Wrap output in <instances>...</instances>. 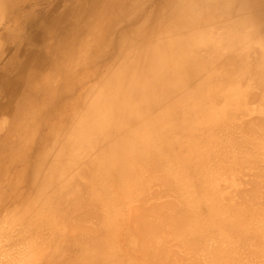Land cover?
<instances>
[{
	"label": "bare ground",
	"instance_id": "1",
	"mask_svg": "<svg viewBox=\"0 0 264 264\" xmlns=\"http://www.w3.org/2000/svg\"><path fill=\"white\" fill-rule=\"evenodd\" d=\"M40 1L42 0H0V29L1 31L4 33V31L7 30L8 33H11V32L14 33L15 29L17 28L19 19L16 18V16L13 14L16 11H20L22 7L25 5H31L33 3L40 2ZM52 5H53V9L57 10L60 16H58L55 21L53 20V18H50L51 20L47 18V23L51 22L54 25L51 27L49 32H46L47 34L45 32L43 33L46 34L45 36H48L51 38L52 45L55 44L56 47H59L60 45L63 44L62 49L60 50V53L72 52V50L78 44L81 46V48L79 49L80 54L78 58V62L80 61L81 63L79 66L83 68L84 70L91 72L90 74L92 76V81L89 82L90 88L87 89L86 91L89 90V92L93 96L94 95L95 96L92 98V100L90 97H86V98H90V101L89 100L87 101L88 103L91 102V104L87 107L88 104L85 105L86 104L85 103L84 105L86 106V108L84 109L83 112H81V110L83 109L82 104L86 101H84L81 98L83 96L82 94L83 91H79L78 88L83 86L86 82L91 80V79L88 80L87 77L85 79L84 75L81 76L82 78L79 77L74 82L75 84L73 85V87L69 89L72 91L71 93H74L75 89L76 91L78 90L77 96L71 100V102L75 104V106L70 107L71 111L69 113L65 111L69 109V106L66 104L68 100L66 99L65 101H62L65 95L64 96L60 95V100H57V103H58L57 107H54L53 110H51V113L49 114L51 118L56 117L57 121L49 123V124L47 123L48 129L45 132L42 131V129L41 130L37 129L36 135L39 137V139L37 140L39 144L37 145V147L36 146L34 147L35 149H33L34 151L32 152V156H34L33 157L34 159H32L31 163L30 162L28 163V164H32L31 165V173H32L31 177L32 178L28 176L27 174L29 173L28 169L25 172L27 174V177L24 176V181L30 182L31 180L32 182L31 184L26 185L25 189L26 190L27 188L28 190L30 189L31 190L30 193H32V195L34 193L33 191H35V193L40 195L41 196L40 203L44 201L43 204H46L41 208H43L44 210H47L48 212L52 211L54 216H56L55 215L56 212L54 213V211L56 208H59L60 205L63 204L62 206H64L66 204L65 206L66 208H68L67 207V204H68V206H71L73 208L75 207V205L72 206L71 205L72 203H70V201L74 202L79 198V196L85 197V194L86 195L91 194L92 191L93 193H95L96 191L94 190H98L100 192V188L102 187V185L100 187L98 186V183H99L98 180L101 179L102 177H103L102 179L106 181V183L103 181L104 182L103 186L105 187L106 186L108 187V184L110 185V183L112 184L119 183L121 182L122 178L124 180V178L127 177L128 180L130 179V184L133 181L131 188H133V190L136 191L137 187H139L138 186L139 183L141 182L145 184V182H148L147 180L149 179L147 178H150L151 176L149 174H151L152 177L154 176L158 177L156 178V180L154 179L155 180L154 182L158 181V185L160 184L159 185L160 187L157 184H156L157 186H155V184L153 185V183H149L150 182L149 181L148 183L145 184V186L148 185L146 188L149 187L148 190L150 191L151 187L152 188L159 187L160 188L159 191L161 192L162 190H164L163 188L161 189V187H164L162 185H165V184H163L162 179H161L162 182H159V180L157 179H160L161 177L164 179V183L165 181H167L168 183V180H165V179L167 175L170 174L172 175L171 177L174 178V180L171 178L174 182L172 181L173 185L169 182V185L170 187L171 185L174 186L176 194L178 193L179 190H181V189L178 190V186H182L181 185L182 182H184L182 183L183 186H185L184 184L187 183L185 186L186 188H184L183 190L187 189V187H188L187 190H189L187 192L186 190L183 191L184 193L186 192L187 196L189 197V198L187 197L188 201H186V199L184 198L185 194L183 192L182 193L184 194L183 195L184 197L181 196V191H180L178 193L179 195L177 199L175 198V196L174 198H172L173 196L171 197L172 199L175 200V203H174V200L172 201L173 205L178 203L176 202V200L180 201L179 204L182 201H186V202L190 201L191 205L194 204V208H193V205L191 206V208L190 207L189 208L194 209V211L196 209V211L199 212L198 214L196 211L194 213L193 210H189L191 211L190 212L191 213L190 216L192 215L191 217L193 216L195 217L198 215L197 217L199 218L200 217L199 215L203 213H201L202 209L201 211H199L198 208L200 206H201L200 208H203L205 206L204 209L207 211L206 212L207 214L205 213L207 217L205 218L207 220H210L213 217V215L214 217H217V218L213 217V219L209 221L210 224L209 222L207 223L206 225L207 227L203 224L204 219H205L203 218V216H201L203 221L199 220L198 222L199 224L197 225V227L193 226L194 224L190 225L189 222H188L189 225L186 226L187 223H185L184 221L185 224H183L182 221L185 219V217L189 216L187 215L189 214L188 213L189 208H186V207H188L190 203H187L189 204L187 206L186 202H184L185 204L183 205L184 208L180 206L182 205V203L179 206L177 204L174 207L172 206L170 199H168L170 195L167 193L166 194L167 199H165V203L167 200L171 205V206L169 205V208L173 207V209L170 208L169 210L172 209L171 211L174 212L177 206H178L177 209H179L180 207L182 208V210L179 209L181 213L180 214L178 213L179 211L176 209L178 212H176L177 214L173 213V215L171 214V211L167 210L166 213L168 214V211H169L170 212L169 216L172 215V218L171 217L167 218L168 216L167 214H166V218L168 219V221H170V224L173 225L174 221L176 220V219H173L174 214L175 216L179 215L176 218L177 219L182 218V219H179L181 222H179V220H176L178 221V224H176V226H179L181 230H178L179 227L178 228L175 227V229L169 230V232H171L172 230L171 233H167L168 230L167 232L166 231L164 232V228L168 227V225L166 226V222L168 224V221H166L167 219L165 220L164 218L165 215L164 216L162 215L163 216L162 219L166 221L165 224L164 222L162 223L160 219V217L162 216L159 215V218H158L157 212H156L155 214L157 217H155V219L153 220L155 222V226L152 221L149 222V220L147 219L146 221H148V223L152 222L153 225L151 224L149 225L153 227H157L160 224L159 226H161V228L164 227L162 229L163 230L162 232L164 233H162L160 236L157 237L156 234H157L158 229L156 228L157 230H155L156 234L155 233L152 234L151 230L153 228L151 229L150 228L151 226H149L148 228L145 225L148 228V229L145 228L147 229L146 231H148V235L149 234L155 235V237L154 236L152 237L151 235L147 236L146 231H145V233L143 232V234H145L147 237L145 238L144 236V240L140 239V241L146 240V243H147L150 239H154L160 242L153 240L155 242V246H154L153 245L154 243H152L153 241L151 240L152 244H150V241H149L147 243V248H146V245L144 244L145 242L142 241V243L145 246L144 247L143 244L140 243L139 241L137 242L138 246L139 244H141L144 250L145 249L149 250V248L152 246L153 248H151V251L149 252H154V251L156 252L158 248V245L156 246V242L161 243L162 240H159V239L160 238L164 239L162 235H165L166 233L168 235L172 234L171 236L175 237L176 229L181 232L182 230H184V228L186 227L188 228L192 226L190 227L192 229L186 228V230H188L187 233H189V231L191 230L192 235H191V232L189 234L191 238H193L194 236L195 241L197 239V243L203 237L201 239L202 241H204L202 242V246H201L203 250L200 249L201 252L205 253V251L211 248L212 245L210 246V248H208L207 247L208 245H206L208 241L211 240L210 243L212 244H214L215 242L216 247H213V249L215 248L213 255L211 254L210 256L208 255L207 257V254L205 253L207 257L205 258L204 257L205 255L203 254L204 255L203 256L202 253L200 252L201 255L205 259L211 262L210 263L208 261V264H212V262L213 264H215L214 263L215 260H217V262H219L220 264H264V192H261L262 191L261 189L264 188V0H54ZM54 10H52V13ZM36 33L40 37L44 35L43 33H40L38 31ZM33 35L34 34L29 33L28 36L32 37ZM84 39L85 41L83 42ZM55 51L57 52L58 49L54 48L52 49V51L50 50L51 53ZM16 53L18 52L16 51ZM18 72H19V69H18ZM27 74L29 75L28 72ZM4 77L3 79L5 80L6 77L5 78ZM3 79L1 80L2 84H4L7 87L9 86V87L15 88L17 87V84H18L17 82L19 79V75L17 73L16 82H11V83L7 81L3 82ZM59 82L61 84V81ZM26 85H25V88H26ZM69 90L66 89L62 91V93L66 94L65 91H69ZM8 109H9L8 104H0V110L2 112ZM62 112H66V114H62ZM80 112L81 114L79 116ZM43 143L44 145H42ZM47 144H49V147L46 150H44ZM74 149H76L75 150L76 152L75 151L74 152L76 154L78 153L77 157H79V159L77 157H74L72 159H67V161L65 162L66 160L64 159L65 158L64 155H66L64 154L65 151L67 150L73 151ZM47 150L49 152L45 155L44 152L46 153ZM202 152L206 154L203 153L204 155L203 156ZM18 156H16V158ZM203 158L205 159V162L202 161L204 160ZM47 160H48L49 165L48 167L45 166L47 167L46 170L45 171L39 170L40 167L38 166L46 165ZM1 162H0V166H1ZM64 163H66L67 166L70 165L71 167H73L76 171L74 173L79 178L76 175L74 176V174L71 173L74 170L70 171L71 175H70V178L67 177L66 183L64 182V184L62 185V183L60 182L61 183L60 186H57L58 184L56 185V182L58 181V178H55V176L57 172H60V177L64 175L62 170L64 167H67L63 165ZM242 166H244L246 169L245 171L243 169V173L241 174L240 172H241ZM237 168L238 169L240 168V170H237ZM232 170H235L237 172L232 171ZM238 171H240L239 172L240 174L238 173ZM90 172H94L96 174L95 178L91 177L93 178L91 179V181H89L90 179L87 176L89 175ZM230 172H232L233 176ZM144 173H147V176H148L145 179H143V177H140V174L144 175ZM238 175H241V177H238ZM90 176L91 175H89V177ZM73 177H76V178H73ZM138 177L143 179L142 181H145V182H142L141 179H138ZM169 177L170 176H168V178ZM21 179H22V176H21ZM21 179L20 181H23V179L22 180ZM16 180L18 182V179ZM79 180L81 182H78ZM123 180H122V184L124 185ZM138 180H140V182H138ZM238 180L239 182H236ZM126 181L125 183H127ZM151 182H153V180ZM75 183L77 184L75 185ZM89 183L92 188V189L90 188L91 191L88 188L89 185L88 186L86 185ZM141 183H140V188L138 189L143 190V193L146 194L145 190L147 189L144 187L145 189L144 190L142 187L143 184L141 185ZM228 183L229 185H224ZM230 183H232L233 185H230ZM235 183L243 184L245 185V187L246 185L249 186L251 188V189L249 188V190L254 192V194H252V192L251 193L249 192L248 195L250 196L255 195L256 193L255 191L257 190V188L261 187V189L258 188V190H261L260 193L257 191V195H255L257 196V198H255L254 196L256 200L253 198L254 201H257V199L258 201L255 203L252 200L253 206L251 207L249 206L250 211L247 210L248 209L247 205H246L247 207L244 206L246 207L245 211L249 212L248 218L243 217L244 215L243 213H245V211L242 214H240L243 211L242 209H244V207L240 208L241 205H239V202H240L239 200L241 198H244L245 203L248 200V203L250 202L249 204L252 205L251 201H249L252 198L251 199L250 197L246 198V196L244 195L245 194L244 192H248V190L247 191L245 190L244 192H242L243 189L245 188V187L243 188L242 185L240 186L237 185V186L240 188L241 187L243 188L241 189L242 191L239 189L240 192H242L243 194L241 193L240 195L238 191L234 190V192L238 193V195H240L241 198L236 196L237 194H234L233 192V189L237 187L235 186ZM119 184H118L119 186H122L121 183ZM128 184H129V181H128ZM149 184H152V186L150 187ZM188 184H190V186L195 185V184L196 185L198 184L197 186L203 185L206 187L205 189H209V190L211 189L209 192H207L208 190H205L203 191V193L206 192L210 194L208 195L204 193V195L206 194L205 197H203L204 195L202 194V197H201L202 199L199 197L201 200L199 202H196V200H199L197 198L199 195L197 194V197L194 200L196 203L194 201L192 202L191 200H193L194 198L193 195H195L196 192H194L193 194V192L190 191L191 187L189 189ZM18 185H16V187ZM125 185L127 186V184ZM167 185L168 184H166L164 188H166ZM126 186H124L125 189H127ZM203 186L201 187L199 186V189L200 188L203 189ZM218 186H222V187L226 186L225 188L228 187V190L222 187H221L222 189H219ZM231 186L233 187L232 192L234 195L230 191ZM105 187H102V188H104V190L106 189L107 191L104 192V190H102V193H105V194L103 195L101 193L102 195L100 196L105 197L106 194L110 193V190L107 187L106 188ZM134 187L136 189H134ZM194 187H193V191H195ZM128 188L130 187L128 186ZM255 188L256 190L254 191ZM218 189H219V193L222 192V194L220 193L221 195H219L217 191ZM246 189L248 188L246 187ZM108 190H109V193H107ZM169 190L167 189L166 192H168ZM14 191L16 190L14 189ZM78 191L85 193V194L79 193ZM120 191H121V188H120ZM149 191H147V193ZM155 191L157 195L159 192L157 193V190ZM26 192H29V191H26ZM50 192H51V195H50L51 197L50 198L48 197L49 200L47 199V201L49 202H46L45 199L47 198V196H49ZM77 192L82 195L78 196ZM164 192L162 194H164ZM169 192H171V190ZM191 192L193 195L191 194ZM223 192H230L226 194L227 195L232 194L231 195L232 198H235L234 196H236V198L238 197L237 199L239 200L235 201V199L233 200L231 197L227 196V199L229 198L230 200H232V201L227 200L228 201L227 202L226 197H225L226 194L224 195ZM63 193L65 196L67 195L66 197H70L74 195L73 198H76V197L78 198L73 200L72 197H70L71 198V199L69 198L70 201L67 200V203L64 204L62 203L63 200L61 202V198L56 199L57 197H62L61 195H63ZM70 193H73V194H70ZM111 193H112V190H111ZM151 193L149 192L148 195H150ZM12 194L13 193H11L10 195ZM22 194L23 193H21L20 196ZM25 194L26 193L24 192V195ZM123 194L125 193L123 192ZM153 194L155 193L153 192ZM159 194L160 195L159 196L157 195V198L156 196L154 197L158 200L165 198V196L164 198H162L163 196H161V193ZM170 194H172V192ZM96 195H95V198H93L92 196H89L91 200L95 199V201L93 200L95 203L85 197L86 200H88V202L91 201V203L89 204L93 203L92 205L94 206L97 203L96 206L99 207V209L97 207L95 208L94 206L92 207L93 211L95 208L98 210L102 209L101 211L104 212V213L100 211L97 212L99 217L101 216L99 220L97 219L98 221L97 222L94 218H97L98 215L97 217L93 216L96 213V210H95L94 213H92L93 215L91 214L93 216L92 217L93 220L96 221V223H99V221H101V218L106 213H107L106 215H108V213L110 214L111 211H112L111 212L112 216L110 215L111 217L109 215L104 216V217L108 218L106 220H110V218L111 219L115 218L114 216L115 212L113 213V210H112L114 209L112 207L113 205H115V203H113L111 207L110 206L106 207V209L103 208L106 206V204L104 206V203H103V207L101 208V206H98V204L101 205L102 203L96 202L97 201ZM172 195H175V192ZM242 195L245 197H242ZM40 196H38L36 202H38ZM109 196L111 197V194L106 196V198H108ZM112 196L114 195L112 194ZM16 197L17 196H15V198ZM52 197L56 199V202H58L59 200L60 201L58 203L56 202L54 203L55 200L52 199ZM104 197H100V198H102V202H105V203L110 202V201L112 202L114 199L113 198L112 200L108 201L106 199H103ZM114 197H116L115 198L116 200L117 196H114ZM139 197L140 196L136 198H133V197L131 198L132 200L137 199L135 200L136 201L135 204H137ZM179 197H182V198H179ZM218 197L223 200H218ZM22 198H24L23 200L26 199V197L24 196ZM85 198L83 200V198L81 199L80 197V199L83 200L84 203L80 201V199L76 201L78 206H79V203L81 202L83 203L84 206L80 205V207H84L83 208L84 211L87 209V207L88 209L91 207V205L89 207L85 204V201H86ZM100 198L98 197L99 201H101ZM50 199L51 201H53L52 204L54 203L57 207L56 206L54 207V204H53L54 208L52 207V204L50 203L51 202ZM63 199L65 201L67 198L63 197ZM141 199L140 201L142 204L140 203L141 204L140 207L142 209V206H144L143 204L144 201L142 202ZM129 200L127 199V202ZM201 201L203 203H201L200 205ZM221 201H224V202H221ZM225 201L227 202L229 208H226L227 206H225L224 209L222 207L220 208V206L222 205L223 206L227 205ZM88 202L86 203L88 204ZM168 202L166 203L167 207H168ZM218 202H220L221 204L223 203V204L221 205ZM230 202L232 203L234 202L236 205L235 204L231 205ZM49 203L51 204L50 206H49ZM32 204L34 205V202ZM32 204H29V205H32ZM108 204L109 203H107V205ZM145 204H147V200ZM137 205H139V203ZM234 205L235 206L238 205V207L240 208L239 210H242V211L240 212L237 209V207H234ZM32 206H29L30 210ZM62 206H60L59 211H63V210L65 211V208L64 207L62 208ZM156 206L158 205L155 204L156 209H153L154 208V204H153V207L151 205L150 209L157 211L159 207H156ZM218 206H219V209H218ZM29 207L26 208V210H24L25 213L27 211H30ZM71 207H69L70 210L68 208V212L63 211V213L61 214L66 213L64 214L65 216L68 213H70L69 211L71 210L73 211ZM114 207H117V206H114ZM132 207L134 208L136 207V205L134 206L132 205ZM140 207H139V210H140ZM147 207L144 206L143 208L144 210L142 209V212L147 215L150 214L148 215L150 217L151 216L154 217L155 211L151 210L152 213L150 212V210L147 211L148 213L144 212L145 208L147 210ZM47 208L49 209L52 208V209L49 210ZM107 208L108 209L111 208V210L110 209L108 210ZM161 208L159 209L161 210ZM19 209L21 210V207ZM74 209L76 210V207ZM117 209H116V211L118 212V213L116 212L117 214L122 212L120 209H118L119 211ZM204 209L202 212H204ZM183 210L185 211V213ZM217 210L219 211L224 210L222 211L223 213L225 212L224 215L222 214L219 215V213L217 214L214 212ZM39 211L41 212V210ZM93 211H90V213ZM7 212L4 213V216L8 214ZM24 212L22 216L26 217ZM99 212L102 213L103 216L102 214L100 215ZM142 212L138 211L134 213L135 214L134 216H136V214L137 216L138 215L144 216L145 214H143ZM76 213H74L73 216H71L72 214H68V215L71 217H74V216L77 217L78 214L75 215ZM90 213H88V215ZM159 213H161V211ZM182 213H184V215H182ZM30 214H33V213H30ZM84 214L82 215L83 217H84ZM161 214H165V212ZM209 214L212 217H209L210 216ZM44 215L47 216L46 213ZM58 215L60 216V214ZM123 215L125 216L126 214H123ZM238 215H242L241 217H243L244 219L239 217ZM54 216L49 215V217H52L50 218L51 220L54 219L53 218ZM64 216L63 218H66L67 221L68 220L70 221L71 217L69 216L64 217ZM134 216L131 217V220ZM137 216H136V219L139 218ZM31 217L32 216H29L30 219ZM76 217L74 218L77 219ZM153 217L151 219H153ZM7 218H10V217L7 216ZM157 218L160 219L158 221V223L160 222L159 224L156 223ZM86 219L88 220V222L90 220L92 221L91 217L86 218ZM25 220L28 221L27 217ZM59 220H61V218H59ZM71 220H74V219H71ZM106 220L104 222L101 221L103 224L100 222L102 225L100 226L103 227L104 225H106L107 228L106 227L105 228L108 231L106 229H102L101 227H99V224H96L97 228L98 229L100 228L97 233L99 234V231L103 230L105 231L103 233L109 234V236L106 235L109 239L106 238L103 233H102L103 235L101 236H100L101 233L98 235L99 238L95 234V238L100 239V237L102 238L104 237V239L106 238L108 239V241H106V239L105 240L103 239L104 240V241L102 240L103 243L106 241V244L107 243L112 244L114 243L113 241L115 240L112 238L115 236V233L111 232L109 228L111 227L112 225L111 223H113L114 220H112L113 222L110 221L111 223ZM8 221L9 219H7V222ZM10 221H12L13 223L14 220H10ZM38 221H39V226L41 227L42 225L40 224L41 221L40 220ZM67 221L65 220L66 222L65 224H67ZM75 221H73L72 223L75 224ZM77 221L79 222V219ZM83 221L84 220H82L81 223H83ZM31 222L33 223V221H28L30 225H32ZM34 222L38 223L36 221ZM57 222L59 223V221ZM134 222H131V224H133ZM139 222L141 221L139 220ZM142 222H144V220ZM21 223L19 221V223L17 224L20 225ZM89 223L88 225H90ZM93 223L95 224V222ZM93 223L91 227L89 228V226L87 227L85 226L87 224H85L84 222L82 225L87 230L83 229L82 225L79 226V227H82V230L79 228H77V230L79 229L82 232L86 231V233H83V235H86L88 233L87 235L90 236V234L93 233V235L91 234V237H93L94 233H96L97 231V228L95 227ZM104 223H108V225ZM136 223L134 224L137 225ZM74 224L71 227L73 231L76 230L74 229L76 228V225L74 226ZM113 224L115 225V223ZM131 224L129 225L131 226ZM211 224L212 226L210 227ZM21 225H20V228L25 227L23 224ZM114 225H112L111 227L113 231H114L113 229ZM143 225H142L143 228L140 227L141 225L138 227L137 226L135 227L140 228V230L141 228L145 230L144 229L145 226ZM68 226L67 228L69 229L70 227ZM92 226L96 228L95 229L96 231H88V229L90 230ZM115 226H117V224ZM193 227H196V230L199 229L198 232L197 231L195 232V229ZM38 228L36 227L37 230ZM124 228H122V230ZM13 229L12 231L14 232L18 230L14 226H13ZM22 229L25 230L24 228ZM22 229H20L19 231H21ZM45 229L44 227L43 228L41 227V230L46 231L45 235H48L49 234V232L47 233L48 228L45 227ZM202 229L204 231H201ZM28 230L29 232L30 230L34 232L33 229H28ZM62 230L58 232V236L62 234L61 233L63 232ZM72 230L70 231L72 232ZM91 230H94V229H91ZM70 231L69 233L70 235H72ZM81 231H77V233L75 232L74 236H70V237L71 238L75 237V234L79 236V233ZM127 231L124 232L126 235H127ZM149 231H151V233ZM7 232L8 231H6V233ZM200 232L201 233L203 232L204 235L203 233L201 234ZM38 233L41 234V232H38ZM66 233L68 232L65 231L64 234ZM196 233H199V234H196ZM11 234H13V232ZM16 235L18 236L17 232H16ZM87 235L85 236V238H87ZM135 235L137 234L135 233ZM3 236L5 237V235ZM17 236L16 238L19 239V242H20V239L24 237L23 236L20 238ZM40 236L42 239L37 241L38 244H40L39 243L40 241H45V240L47 241V238H45V236H42V234ZM40 236L38 237L40 238ZM81 236L79 237L76 236V237L80 238ZM121 236H122V233H121ZM131 236L132 235L129 234V238ZM171 236L170 238L173 239V237ZM199 236H201L200 239H199ZM11 237L6 236L5 239L10 238L11 242H16L14 240V237H13L14 241L11 239ZM68 237H69V234H68ZM141 237L142 235H139V237L137 236V239ZM149 237H152V238L149 239ZM43 238H45V240H43ZM48 238L49 240L51 239L50 236ZM110 238L113 239L112 242ZM0 239L2 240V238ZM89 239L91 241H89L87 238V239H84V242H83L82 238H80V240L83 243L89 244V248L90 246H93L92 247L93 249L90 248L91 250H93V252L97 250L96 252L97 254H99V256L102 254V258L106 252L108 253H106L105 256L109 253L110 254L107 256L110 257L112 255L111 257L113 258V261L111 257L109 259V257L106 256L108 258L107 259L104 256L108 261V262L106 261L107 262L106 264L108 263L114 264V263L109 262V260L114 262V258H117V257L119 258L121 256L120 254L122 250L119 251V249L117 248V247L121 248L120 246H118L119 244L117 245L116 243V245L114 246V248L117 246L116 249L112 248V246H109L108 244H107L108 246L107 245L105 246L106 248L108 247V249L109 247H111V250L114 251L113 252L114 255H113L111 254L112 252H110L111 250L109 249V251H106L107 249L104 246H103V249L105 248L106 252L103 249L101 250L102 248L101 246L103 244L102 242L99 243L98 239H97V242H95L96 239H92V238H89ZM117 239H119V237H117ZM126 239H123V240H125L124 242L127 243ZM176 239L178 240L180 239V241L177 240V242H180V244L182 245V246L180 245L179 249H181L180 253H183L184 252L182 249L184 247L183 244L186 243L187 245L186 247H188V244H187L188 242H186L188 241V239H186V236L183 237V234L180 235V238L179 236L175 237V240ZM182 239L183 240L186 239L184 240V243L183 241L181 243ZM8 240L9 239H6L7 243L9 244ZM49 240H48V244L46 245H49V244L51 245L52 240H50V243H49ZM77 240L78 239L75 240L76 241L75 244L79 242ZM87 240L91 242V245ZM175 240L173 239L171 240V242ZM92 241L95 242L96 244L94 243L93 245ZM167 241L165 242V240H163L162 242L164 243H162V245L159 244V247L161 245V249L159 248L158 251H161V252L163 251L162 248L163 247L165 248L166 246L165 243H167ZM37 242H35L36 246H37ZM70 242H68L69 243L68 245L69 246L73 245L75 248L73 246L72 247L76 249V252L80 253L83 250L82 242H79V244H82V245L78 246L79 248H81L80 251H78L79 250L78 247H77L78 249L76 248L78 244L75 246L74 243L72 244L71 242V245H70ZM129 242L131 246L129 248L133 250L134 246L136 247L137 244H134V246H132L131 240L128 241V244ZM4 243L5 241L1 245L3 246ZM204 243L205 245L203 247ZM41 244H44V243H41ZM192 244L193 243H191V245ZM169 245L170 244L167 243V246ZM176 245L174 246L176 247ZM9 246L10 245H8V247ZM52 246L53 245H51L50 248ZM86 246L88 248L87 244ZM86 246L84 245V248ZM154 247L155 248L157 247L156 250ZM193 247L194 245H192L191 249H194ZM36 248L41 249V246L39 247L38 245ZM55 248L56 247H54V251L57 253V258L59 259L58 256L60 255V253L57 252ZM94 248L96 249L94 250ZM117 249H118L120 256L117 254L118 252L115 254V251H117ZM136 249L134 248L135 250V251L133 250L134 253L136 252ZM51 250L53 251V248H51ZM51 250L48 251V253L50 252L49 253L50 255L52 253ZM132 250H129V251L132 252ZM144 250L143 251L138 250L136 254L137 253L142 254V252H144L143 254L145 255L146 252ZM148 250L146 251L148 252ZM170 250L172 249H169V251L168 250L166 251L164 250V251L166 254L167 252L169 253L167 254L168 256L170 255L173 256V259H171L172 257L170 258L167 255L162 254L164 252L159 253V254H161L162 257L164 255L165 257L164 259L166 260L167 263L171 259L172 262L175 263V260H176V263L179 264L178 262L181 260V256L179 260L177 258L178 255L175 252V250H173L175 253L172 252L173 255L170 254ZM102 251L103 253L104 252L105 253L103 254ZM158 251L156 252L157 254H158ZM208 251H212V250H208ZM96 252L94 253L96 254ZM149 252L148 254L151 255V253ZM196 252L197 251H195V253ZM81 253H80L81 254L80 256L82 257V259L83 260L86 259L87 257L85 255L83 256V252ZM89 253L92 254V251ZM94 253L93 255H95ZM124 253L126 256L128 252L127 251L123 252V255ZM134 253H128L127 255L128 256H130L129 254L135 255ZM44 254H46V252ZM49 254H47V257H49L48 256ZM140 254H137L136 256L140 257ZM184 254L187 255L186 258L188 259L190 258L187 253L184 252ZM184 254L182 256V261H180V263L187 261L186 258H183L185 256ZM174 255H175V258H177L178 260L174 258ZM61 256L63 257V254ZM161 256H160V259L162 260ZM202 256H201V259H202ZM44 257L45 256L43 255V258ZM95 257H93L94 260H95ZM132 257L130 259L131 261L130 260L128 261L132 262ZM147 257H145L144 260H146ZM53 258L54 256L51 259L53 260ZM57 258H54L56 262L58 260ZM73 258H70V259L68 258L67 261L74 260L73 262H75L77 258L75 256H73ZM120 258L118 261L116 259L115 264H117L120 261ZM141 258H142L141 261H143V257ZM149 258L151 259V263H152L153 259L151 257ZM149 258L147 259L149 261L147 262L148 264L150 263ZM39 259H41V257ZM45 260L47 261V259ZM52 260H50L51 261L50 264H52ZM83 260H81L80 258V263ZM87 260L88 259L85 260L86 261L85 264L88 263ZM0 261H1L0 264H2L1 258H0ZM37 261L38 260L34 262H37ZM40 261L42 264H45L43 263L44 262L43 260H40ZM91 261L95 262L93 260ZM195 261L197 262V259ZM38 262L37 264H40ZM76 262H79V260ZM136 262L138 264L146 263L144 261L143 263L142 262L139 263L136 259V261L134 260L132 264ZM188 262L190 263L192 261H188ZM62 263L64 262L62 261ZM121 263L126 264V262H121ZM158 263L160 264V261L157 262L156 264ZM3 264H6V263L3 262ZM58 264H59V261H58ZM66 264H71V263H69L68 261V263ZM76 264H79V263H76ZM89 264H90V261H89Z\"/></svg>",
	"mask_w": 264,
	"mask_h": 264
},
{
	"label": "rangeland",
	"instance_id": "2",
	"mask_svg": "<svg viewBox=\"0 0 264 264\" xmlns=\"http://www.w3.org/2000/svg\"><path fill=\"white\" fill-rule=\"evenodd\" d=\"M53 1L54 0H42V1H40V2H36V3H33V4H31V5H25V6H23L22 7V9L20 10V11H16L13 15H15L16 16V18H18L19 19V21H18V25H17V28L15 29V32L14 33H8V31L7 30H5L4 31V33L1 31V29H0V104H8V106H9V109L8 110H6V111H4V112H2L1 110H0V162L2 161V162H4V163H2L1 162V166H0V238H2V240L0 239V243H1V241H2V243L1 244H3V242L5 241V243H4V245L2 246L1 244H0V258L2 259V264H3V262L4 263H6V264H34V263H36L37 264V262L38 261H40V260H43L44 262L43 263H47V264H50L51 263V261L50 260H52L51 258L54 256V258H57V253L54 251V247H56L55 248V250L57 251V252H59L60 253V255L58 256L59 257V259L57 260V262H56V260H54V258H53V260H52V264L54 263V264H58V261H59V264L60 263H62V261L64 262V263H62V264H66V263H68V261H69V263H71V264H76V263H79V264H85L86 263V259H88L87 261H88V263L87 264H89V261H90V264H94V263H96V264H106L108 261H107V257H109V256H107V255H109V254H107L106 256H105V254L106 253H108V252H106V251H109V249L111 250V247H109V249H108V247L106 248L105 246L108 244H106V241H108V237L107 236H109V234H106V233H103V232H105V231H99V234H100V236L101 235H103L104 234V236L106 237V238H108V239H106V241L103 243L102 242V240L104 239V237L102 238V237H100V239H98L99 237H98V230L100 229H98L97 228V225L96 224H99V227H101L102 225H101V223L102 222H104L106 219H108V218H106V217H104V216H110L111 215V212H110V214L108 213V215H104L103 216V214L102 213H104L103 211H101L102 209V207H103V203H104V206H105V204H106V206L105 207H103L104 209H106V207H108V206H112L113 205V203H115V205H113V207L112 208H114V209H112L113 210V213L115 212H117L116 211V209L118 208V209H120L121 211V213H123L124 211L126 212H124L123 214H126L125 216L123 215V214H121V213H119V214H115L114 213V216H115V218H110V220H106V221H111V222H113L112 220H114V222L113 223H115V225L117 224V226H115L113 223H111L112 225H114L113 226V229H114V231L112 230V225H111V227L109 228V226H108V228L111 230V232H113V233H115V236L114 237H112L113 239H115L116 241H118V242H116L115 240L113 241V239L112 238H110L111 239V242L113 241L114 243H112V244H108L109 246H112V248H114V246L116 245V243H117V245L118 246H120L121 248H119V247H117L118 249H119V251H121L122 250V252H121V256L119 255V252H118V249H117V251H115V254L117 253L120 257V261L117 263V264H124V263H121V262H126V264H127V262H128V264H132L133 262H134V260L136 261V259H137V261L139 262V263H143V261L144 262H149L147 259L149 258V257H151L153 260H155V258H156V260L155 261H153L152 260V263H151V259L149 258V260H150V263L151 264H156L157 262H159L160 261V264H177L176 263V260L175 259H179L180 260V256H181V260L180 261H182V256H183V254H184V252L185 253H187L188 254V256L190 257L189 259L188 258H186V254H184L185 256L183 257V258H186V260L187 261H184L186 264L187 263H189L188 261H192L193 262V260H194V262L193 263H199V264H208V261L209 260H207V259H205V258H207L208 257V255L210 256L211 254L213 255V252H214V249H213V247H216L215 246V242H214V244H212V243H210V241H208V243L206 244V245H208L207 247L208 248H210V246H211V248L210 249H208V250H212V251H205V253L207 254V257H206V255H205V253H203V252H201L200 251V249L201 250H203V248H201V246H202V242H204V241H202L201 239L203 238H201V236H199V241H198V243H197V239H196V241H195V239H194V236H193V238H191V236H190V232H191V230L189 231V233H187V231L188 230H186V228H184V230H182L181 232L180 231H178V230H181V228L179 227V226H176V224H178V221H176V220H179V219H182V218H176V217H178L179 215H176L175 216V214H174V216H175V218H174V216H173V219H176L175 221H174V226L173 225H171L170 224V221H168V219L167 218H172V215H173V213H176V212H178L179 211V209L180 210H182V208H180L179 207V209H177L178 208V206L182 203V205H180V206H182L183 208H184V206L183 205H185L184 204V202H186V201H188L187 200V194H186V192L187 191H189V190H187L188 189V187H187V189H185L186 190V192L184 193L183 191H185V190H183L184 188H186L185 186H186V184L187 183H185L184 185L185 186H183V184L182 183H184V182H182L181 183V185L182 186H178V185H180V184H178L177 186H178V190L179 189H181V190H179L178 191V193L181 191V196H183L184 194H185V199H186V201H182L180 204H179V202L180 201H177L176 200V202H178V203H176V204H174L173 205V200L174 199H172V198H174V196H175V198L177 199V197H178V193L176 194V191H175V188H174V186H172L173 184H172V181L174 180V178H172L171 176L172 175H170V174H168L167 175V177H166V179L165 180H168V183H167V181H165V183H164V179L163 178H161L160 176V179H157V180H159V182H162L163 181V184H168L167 186H169V187H167L166 186V188H164L165 187V185H162V183H161V185L162 186H164V187H161V189L163 188L164 190H165V192L167 191V189L169 190H171V192H172V194L175 192V195H172V194H170L171 192H164V190H162L161 192L159 191V185H158V181L157 182H154L155 180H156V178H158L157 176H154V177H152V175L151 174H149L151 177V180H150V178H147V179H149V180H147L149 183H153V185L155 184V186H159V187H156V188H158V189H156L155 187L154 188H152L151 186H152V184H149V186L152 188H150V191L148 190L149 189V187L148 188H146L148 185H146L145 186V184L146 183H148V182H145V181H142L143 179H145L146 177H148L147 176V173H144V175H145V177H144V175L143 174H140V177H143V179H141L140 177H138V179H141V181L142 182H145V184L144 183H141L140 182V180H138V182H140L141 183V185H142V187H143V189H144V187L147 189V190H145L146 191V194L145 193H143V190H139L138 188H140V183H139V187H137V189L134 187V189H136V191L135 190H133V188H131V186H132V183H133V181L131 182V184H130V179L128 180V178L127 177H125L124 178V180H123V178H122V180L124 181L123 183H124V185L122 184V180H121V182H119V183H121L122 184V186H119L120 184L119 183H110V185L108 184V189L110 190V193H109V190H108V192L107 193H109V194H111V197H110V199H109V197L108 198H106V196H108L109 194H106L105 195V197L104 196H100V195H104L105 193H102V190H104V188H102V187H105V186H103L104 185V182L106 183V181H104L101 177V179H99L98 180V186L100 187L101 185H102V187L100 188V192L98 191V190H94V191H96L95 193H93V191H92V193L94 194H85V193H82V192H79V193H82V194H85V197L87 198V199H89V200H91V198L89 197V196H92L93 198H95V195H96V199H97V201L96 202H100V203H102L101 205H99L98 204V206H101V210H98L99 209V207H97L96 205H97V203H96V205H94L95 206V208L97 207L98 209H95L94 208V211L96 210V213H95V215H93L92 213H94V211L92 210L93 208L92 207H94L92 204H89V203H91V201H95V199H93V200H91L90 202H88V200H86V198L85 197H83V196H79V195H82V194H79L78 192V196H79V198L78 197H76V198H78V199H80V197H81V199L83 198V200H84V198H85V204L87 205V206H89L90 207V205H91V207L88 209V207H87V209H86V207H85V211L83 210V208L84 207H80V205H83V203H84V201L83 200H81L80 199V201H82L81 203H79V206L77 205V202L76 201H78V199L76 200V201H70V197H72V199L73 200H75L76 198H73V196L74 195H72V196H70L69 194V196L70 197H66L65 195H64V193H63V195H61L62 197H57L56 199H60L61 198V202H62V200H63V202L62 203H67V200H69L70 201V203H72L71 205L72 206H74L75 205V207H76V210L74 209L75 207H71V206H68V204H67V207L69 208V207H71L72 209H73V211H72V213H71V211H69L70 213H68V214H72L71 216H73V214L74 213H76L75 215H77L78 214V216L76 217V216H74V217H76L77 219H75L74 217H71V216H69L68 214L67 215H65L66 217H71L70 218V221L68 220L67 221V219L66 218H63V216H64V214H66V213H64V214H61V213H63V211H59V208H60V206H62V205H58L59 206V208H56L55 209V211H54V213H55V215L56 216H54V214H53V212L52 211H47V210H44L43 208H41V207H43L44 205H46V204H43V202L42 203H40L41 201V196L40 195H38L37 193H35V191H33L34 193H33V195H32V193H30L31 192V190L29 189L28 190V188H27V190L25 189V187H26V185H28V184H31V180H30V182L29 181H24V176L25 177H27V174H28V176H32V173H31V165L32 164H28L29 162L31 163L32 162V159H34L33 157L34 156H32V152L34 151L33 149H35L34 147L36 146L37 147V145L39 144V142H37V140L39 139V137L36 135V132H37V129H42V131H47V123L49 124V123H52V122H55V121H57V118L55 117V118H51L50 116H49V114L51 113V110H53V108L54 107H57V100H60V95L62 96H64V98H63V100L62 101H65L66 99L68 100L67 101V105L69 106V109L68 110H65L67 113H69L70 111H71V106H75V104H73L72 102H71V100L73 99V98H75L76 96H77V93H78V90L79 91H83V96L81 97L84 101H86V102H84L82 105H83V109L81 110V112H83L84 111V109L86 108V106L85 105H87V107L91 104V102H89L88 103V101L87 100H89L90 101V98H91V100H92V98L95 96H93L90 92H89V90L88 91H86L87 89H89L90 87H89V82H91L92 81V76H91V72L90 71H87V70H84L83 68H81L79 65L81 64L80 63V61L78 62V58H79V54H80V52H79V49L81 48V46L78 44L73 50H72V52H65V53H60V50L62 49V46H63V44L62 45H60L59 47H56V45L55 44H53L52 45V42H51V38L50 37H48V36H45L47 33L46 32H49V30L51 29V27L54 25V24H52L51 22L50 23H47V18L49 19V20H51L50 18H53V20L55 21L56 20V18L58 17V16H60V14H59V12L57 11V10H54L53 9V5H52V3H53ZM52 10H54L53 11V13H52ZM24 12V13H23ZM51 12V13H50ZM29 14V15H28ZM54 14V15H53ZM29 22V23H28ZM49 24V25H48ZM44 27H43V26ZM43 27V28H42ZM39 28V29H38ZM42 28V29H41ZM40 32V33H43V32H45V33H43L44 35L42 36V37H40V36H38V34L36 33V32ZM87 31V30H86ZM6 32V33H5ZM1 33H2V35H1ZM29 33L30 34H34L32 37L30 36H28L29 35ZM3 38V39H2ZM42 38H44V39H42ZM82 41V40H81ZM85 41V39L83 40V42ZM58 49V51L56 52H50V50L52 51V49ZM16 51L18 52V53H16ZM26 62V63H25ZM78 62V63H77ZM21 66V67H20ZM24 66V67H23ZM46 67V68H45ZM16 68H17V70H16ZM21 68V69H20ZM14 69V70H13ZM18 69H19V72H18ZM13 70V71H12ZM29 70V71H28ZM4 71V72H3ZM15 71V72H14ZM10 72V73H9ZM18 73V75H19V79H18V84H17V87H7V86H5L4 84H2V79H3V77L5 78V80L3 79V82L4 81H7V82H16V78H17V73ZM23 72V73H22ZM27 72L29 73V75L27 74ZM5 74V75H4ZM24 74V75H23ZM27 74V75H26ZM60 74V75H59ZM15 75V76H14ZM82 75H84L85 76V79H86V77H87V79L88 80H90V81H88V82H86L83 86H81V87H79L78 88V90L76 91V89H75V92L74 93H71L72 91L71 90H69L70 88H72L73 87V85L75 84L74 82L79 78V77H81ZM91 76V77H90ZM82 78V77H81ZM28 80V82H27V80ZM15 80V81H14ZM26 81V83H27V85H26V83H25V81ZM59 81H61V84H60V82ZM24 82V83H23ZM23 85V86H22ZM25 85H26V88H25ZM88 85V86H87ZM86 87V88H85ZM25 88V89H24ZM85 88V89H84ZM2 89V90H1ZM20 89V90H19ZM69 90V91H65L66 92V94H63L62 93V91H64V90ZM95 90V89H94ZM94 90H93V92H94ZM91 94V96H90V94ZM26 94V95H25ZM94 94V93H93ZM23 96V97H22ZM21 97H22V99H21ZM66 97V98H65ZM86 97H90V98H86ZM43 103V104H42ZM71 103V104H70ZM86 103V104H85ZM81 104V103H80ZM85 104V105H84ZM43 105V106H42ZM41 107V108H40ZM52 108V109H51ZM40 110V111H39ZM66 112H62V114H66ZM81 112L79 113V116H80V114H81ZM49 121V122H48ZM12 135V136H11ZM11 137V138H10ZM31 137V138H30ZM9 138V139H8ZM35 139V140H34ZM43 142V141H42ZM42 145H44V143L42 144ZM26 146H27V148H26ZM49 147V144H47L46 145V148H44V150H46L47 148ZM32 148V149H31ZM23 149V150H22ZM76 149H74L73 151H69V150H67V151H65V153L64 154H66V155H64V159H66L65 160V162L67 161V159H72V158H74V157H77V154L75 153L76 151H75ZM75 151V152H74ZM30 152H31V154H30ZM49 151L47 150V152L45 153L44 152V154L46 155L47 153H48ZM205 152V151H204ZM204 152H202V155H203V153ZM43 154V155H44ZM204 154H206V153H204ZM3 155V156H2ZM19 155V156H18ZM44 155V156H45ZM201 155V156H202ZM16 156H18L17 158H16ZM204 156V155H203ZM206 157V156H205ZM78 159H79V157H77ZM201 158V157H200ZM5 159V160H4ZM204 159V158H203ZM30 160V161H29ZM201 160V159H200ZM199 160V161H200ZM8 161V162H7ZM80 161H82V160H80ZM202 161H204L205 162V159L204 160H202ZM48 160H47V164L46 165H44V166H38V167H40L39 168V170H43V171H45L46 170V168L48 167ZM63 165H65V166H67V164L66 163H64ZM30 168H29V167ZM45 166H47V167H45ZM5 167V168H4ZM67 168H68V170H67ZM242 169H241V172L240 171H238V173L240 172L241 174L243 173V169H244V171H245V167L244 166H242L241 167ZM28 169V171H29V173H25L26 172V170ZM138 169V168H137ZM74 170V171H73ZM136 170V169H135ZM221 170V169H220ZM237 170H240V168L238 169L237 168ZM70 171H73V172H71L72 174H74V176L76 175L74 172H76L75 171V169L73 168V167H71L70 165H68L67 167H64L63 168V170H62V172H63V174L66 176H62V177H60V172H57L56 173V176H55V178H58V181L56 182V185L57 186H60V184L62 183V185L64 184V182L66 183V179H67V177L68 178H70V175H71V173H70ZM222 171V170H221ZM232 171H235V170H232ZM235 172H237V171H235ZM5 173H6V175H5ZM205 173V172H204ZM227 173H229V172H227ZM231 174H232V172H230ZM234 173V172H233ZM237 173V174H238ZM239 173V174H240ZM21 174V175H20ZM68 174H69V176H68ZM237 174H235V175H237ZM17 175V176H16ZM89 175H91L90 177H89ZM89 175H87L88 176V178L90 179L89 181H91V179H93V178H95V173L94 172H90L89 173ZM230 175V174H229ZM19 176H20V178H19ZM21 176H22V179H23V181H20V179H21ZM73 176V175H72ZM77 176V175H76ZM168 176H170L169 178H168ZM231 176V175H230ZM232 176H233V174H232ZM78 177V176H77ZM91 177H93V178H91ZM235 177V176H234ZM237 177V176H236ZM238 177H241V175H238ZM15 178V179H14ZM32 178V177H31ZM61 178H63V179H61ZM65 178V179H64ZM73 178H76V177H73ZM79 178V177H78ZM153 178V179H152ZM173 180H172V179ZM16 179H18V182H17V180ZM21 179V180H22ZM60 179V180H59ZM155 179V180H154ZM161 179H162V181H161ZM77 180V179H76ZM126 180H128L129 181V184H128V181H126ZM153 180V182H151ZM169 180H171V181H169ZM88 181V180H87ZM104 181V182H103ZM125 181L127 182V183H125ZM6 182V183H5ZM15 182V183H14ZM20 182V183H19ZM61 182V183H60ZM76 182V181H75ZM78 182H81L80 180L78 181ZM77 182V183H78ZM138 182H136V183H138ZM169 182L172 184L171 185V187H170V185H169ZM174 182V181H173ZM236 182H239V180L238 181H236ZM18 183H19V185H18ZM25 183V184H24ZM27 183V184H26ZM77 183H75V185L77 184ZM108 183V182H107ZM222 183V182H221ZM14 184V185H13ZM119 184V185H118ZM125 184H127V186L125 185ZM134 184H135V182H134ZM157 184V185H156ZM16 185H18L17 187H16ZM74 185V186H75ZM87 186H88V188H89V190L91 191V186H90V183L89 184H86ZM175 185V184H174ZM198 185V184H197ZM196 184L195 185H192V186H190V184H188V186H189V189H190V187H191V190L190 191H192L193 192V194H194V192H196V194L195 195H193L192 194V192H191V194L193 195V200H191L192 202L196 199V197H197V194L199 195L197 198L199 199V200H196V202H199L202 198V194L204 195V193H206V192H204L203 193V191H205V190H208L207 192H209L210 190L209 189H205L206 187L205 186H203V185H199L200 187L201 186H203V189H199V186H197ZM220 185V184H219ZM222 185V184H221ZM224 185H229V183L228 184H224ZM230 185H233L232 183H230ZM237 185H242L243 186V188L245 187V185H243V184H239V183H235V186H237ZM14 186V187H13ZM97 186V187H98ZM110 186H111V188H110ZM124 186H126V188L127 189H125V187ZM128 186L130 187V188H128ZM177 186H175V187H177ZM196 187V189H195V187ZM13 187V188H12ZM20 187V188H19ZM98 187V188H99ZM105 187V188H106ZM115 187H117V188H115ZM124 187V188H123ZM180 187V188H179ZM181 187H183V188H181ZM193 187H194V190L195 191H193ZM222 186H218V188L219 189H222V188H225L226 186H223L222 188H221ZM238 187V186H237ZM237 187H235L234 189H233V192H234V190H236V191H238V193L241 195V193L242 192H244L245 190L247 191L248 190V192H244L245 194V196H246V198L248 197H250V199L251 200H249V201H251V204L252 205H250L249 203H248V200H247V202L245 203V199L244 198H241L240 197V195H238V193H235L234 192V194H237L236 196H238L239 198H241L240 200L239 199H237L236 198V196H234L235 198H232V194H233V192H232V186H231V192H232V194L230 195H227L226 193H230V192H223L224 193V195H225V197H226V201L227 200H230L229 198L227 199V196H229V197H231L233 200L235 199V201H237V200H239L240 202H239V205H241L240 206V208H243L244 206H248V211H250V209H249V206L251 207V206H253V203H252V200L254 201V199L255 198H257V196H255V195H257V191L260 193V191L261 192H264V188H262L261 189V187L259 188V189H261V190H258V188H257V190H256V188L254 189V191L256 192L255 193V195H253V196H250V195H248L249 194V192L251 193L252 191H250L249 190V186H247L246 185V187L248 188V189H246V187L243 189L242 187L240 188V187H238V189H237ZM91 188V189H90ZM120 188H121V191H120ZM123 188V189H122ZM174 188V189H173ZM210 188V187H209ZM14 189L16 190V191H14ZM177 189V188H176ZM199 189V190H198ZM219 189L217 190L218 191V193H219ZM225 189H227L228 190V187L227 188H225ZM241 189H243V191L242 192H240V190ZM251 189V188H250ZM253 189V188H252ZM24 190H26V191H29V192H26V191H24ZM111 190H112V193H111ZM155 190H157V193L159 192V193H161V196H163L162 198H164V196H165V198L164 199H156L157 198V195L159 196L160 194L158 193L157 195H156V191ZM173 190V191H172ZM198 190V191H197ZM200 190H201V192H200ZM227 190H225V191H227ZM13 191V192H12ZM26 193L25 195H24V192ZM107 190L105 189L104 190V192H106ZM147 191H149L150 193L153 191L155 194H153V192L150 194V195H148V193H147ZM216 191V190H215ZM222 191V190H221ZM223 191H224V189H223ZM37 192V191H36ZM76 192V191H75ZM74 192V193H75ZM99 192V193H98ZM113 192H115V193H113ZM123 192L125 193V194H123ZM127 192V193H126ZM164 192V194H162ZM184 194H183V193ZM212 192V191H211ZM11 193H13L12 195H10ZM21 193H23L21 196H20V194ZM102 193V194H101ZM135 193V194H134ZM169 194V195H167V196H169V198L168 199H170V201H171V204H172V206H174L175 207V205H177L178 204V206H177V210L175 209L174 210V212L173 211H171L172 209H173V207H170V208H172L171 210H169L170 208H169V205H170V203L166 200V203L168 202V207H167V204L165 203V199H167L166 198V194ZM221 194H222V192H220ZM219 193V195H221ZM35 194V195H34ZM70 194H73V193H70ZM112 194L114 195V196H117V199L115 200V198L116 197H114V196H112ZM116 194V195H115ZM122 194V195H121ZM127 194V195H126ZM133 194V195H132ZM206 194H208V193H206ZM205 194V195H206ZM210 194V193H209ZM208 194V195H209ZM233 194V195H234ZM243 194V193H242ZM252 194H254V192H252ZM251 194V195H252ZM17 196L16 198H15V196ZM36 195H37V197H36ZM51 195V192L49 193V196H47V198L45 199V201L46 202H49V201H47V199L49 200V198L51 197L50 196ZM77 195V194H76ZM99 195V196H98ZM189 195V194H188ZM205 195L203 196V197H205ZM218 195V196H219ZM223 195V196H224ZM26 197V199L25 200H23L24 198H22V197ZM38 196H40L39 197V200H38V202H36L37 201V198H38ZM123 196V197H122ZM133 197V198H136V197H138V196H140L139 197V200H138V202H137V204L139 203V205H137V204H135V200H137V199H133L132 200V198L131 197ZM134 196H136V197H134ZM154 196H156V198L154 197ZM173 196V197H172ZM245 196H243L242 195V197H245ZM254 196H255V198H254ZM14 199H13V198ZM49 197V198H48ZM63 197H65V198H67L65 201H64V199H63ZM98 197L100 198V197H104L103 199H106V200H108V201H110V200H112L113 198V201L111 202H102V198H100V200L101 201H99V199H98ZM125 197V198H124ZM172 197V198H171ZM201 199H200V198ZM224 197V198H225ZM70 198V199H69ZM129 198H130V200H129ZM142 198V199H141ZM159 198V197H158ZM179 198H182V197H179ZM178 198V199H179ZM183 198V199H184ZM189 198V197H188ZM254 198V199H253ZM52 199H54L53 197H52ZM56 199H54L55 201H54V203L56 202ZM120 199V200H119ZM127 199L129 200L128 202H127ZM140 199L142 200V202L144 201L145 203H146V200H147V204H145L144 202H143V204H144V206H146L147 207V205H148V207H147V210H146V208H145V211L144 212H147L148 210H150V212L152 213V211H155L154 212V214L157 212V216H158V218H159V215H165L164 216V218H165V220L166 221H168V224H167V222L164 220V219H162L163 218V216L162 217H160V219H161V222L163 223L164 222V224H165V222H166V226L168 225V227H166V228H164V227H162L161 228V226H159L160 224V222L158 223V221L160 220V219H156L157 221H156V223H158L157 225L159 226H157V227H153V226H151V225H153L154 224V226H155V222L153 221L154 219H155V217H157L156 216V214H155V216L153 217V216H148V215H150V214H145V213H143L142 212V209L144 208V206H142V209H141V207H140V205L142 204L141 203V201H140ZM144 199H146V200H144ZM183 199H181V200H183ZM184 199V200H185ZM205 199V198H204ZM244 199V200H243ZM106 200H104V201H106ZM119 200V201H118ZM126 200V201H125ZM132 200V201H131ZM190 200V199H189ZM218 200H223V199H221V198H219L218 197ZM217 200V201H218ZM256 200V199H255ZM24 201V202H23ZM50 201H51V199H50ZM60 201V200H59ZM58 201V202H59ZM93 201V202H94ZM203 201V200H202ZM200 202V205H201V203H203V202ZM225 201V203L227 204V202ZM230 201H232V200H230ZM257 201H258V199H257ZM257 201H254L255 203L257 202ZM6 202V203H5ZM15 202V203H14ZM30 202H34V205L32 204V203H30ZM52 202L53 201H51L50 203L52 204ZM58 202H56V203H58ZM86 202H88V204L86 203ZM116 202H118V203H116ZM126 202V203H125ZM162 202V203H161ZM195 202V201H194ZM195 202V203H196ZM221 202H224V201H221ZM18 203H19V205H18ZM49 203V206L51 205ZM53 203V204H54ZM69 203V202H68ZM95 203V202H94ZM107 203H109L108 205H107ZM141 203V204H140ZM149 203H150V205H149ZM174 203H175V200H174ZM187 203H190V201L189 202H186V204ZM204 203H205V201H204ZM219 204H221L220 202H218ZM238 203V202H237ZM248 203V204H247ZM254 203V204H255ZM15 204V205H14ZM29 204H32V205H29ZM37 204V205H36ZM53 204H52V207H53ZM117 204V205H116ZM122 204V205H121ZM125 204V205H124ZM153 204H154V208L153 209H156L155 208V204H157L158 206H156V207H159V208H161V210L159 209V211H158V209H157V211L156 210H153V209H150V207H151V205H152V207H153ZM218 204V205H219ZM223 204V203H222ZM221 204V205H222ZM230 204L231 205H233V204H235L234 202L232 203V202H230ZM229 204V205H230ZM66 205V204H65ZM62 206V208L64 207L65 208V211L64 212H68V208H66V206ZM119 205V206H118ZM132 205L134 206V205H136V207H132ZM159 205H161V206H159ZM189 204H187V206H188ZM193 205V208H194V204H192ZM191 203H190V205L188 206V207H186V208H191ZM195 205H197V204H195ZM199 205V204H198ZM230 205V206H231ZM236 205V204H235ZM234 205V207H237V209L239 210L240 208L238 207V205L237 206H235ZM23 206V207H22ZM29 206H32V208H31V210H30V207ZM48 206V205H47ZM47 206H45V207H47ZM56 205L54 204V207H55ZM84 206V205H83ZM114 206H117V207H114ZM129 206H131V207H129ZM171 206V205H170ZM220 206V205H219ZM219 206H218V209H219ZM225 206H227L226 208H229V206H228V204L227 205H222V206H220V208L222 207L223 209L225 208ZM246 206V207H247ZM15 207V208H14ZM21 207V210L19 209ZM29 207V210L30 211H27L26 213L24 212V210H26V208H28ZM44 207V208H45ZM53 207V208H54ZM57 207V206H56ZM139 207H140V210H139ZM195 207H197V206H195ZM199 207V206H198ZM201 207V206H200ZM198 208V210L199 211H201V209H202V211H203V209L205 208V206L203 207V208ZM246 207H244V209H242V210H239L241 213L240 214H242L246 209ZM17 208V209H16ZM41 208V209H40ZM123 208V209H122ZM130 208V209H129ZM132 208V209H131ZM188 209V211L189 210H193L194 211V209ZM7 209V210H6ZM34 209H35V211H34ZM37 209H38V211H37ZM43 209V210H42ZM47 209H49V208H47ZM52 208H50L49 210H51ZM103 209V210H104ZM108 209V208H107ZM110 210H111V208H109ZM108 209V210H109ZM117 209V210H118ZM126 209V210H125ZM137 209H138V211H141L143 214H145L144 216L146 217V215H147V217L145 218L144 216H142V215H138L137 216V214H136V216L137 217H139V218H137L136 219V216H134L135 214L134 213H136V212H138L137 211ZM14 210H15V212H14ZM28 210V209H27ZM33 210V211H32ZM39 210H41V212L39 211ZM62 210V209H61ZM69 210H70V208H69ZM79 210V211H78ZM87 210H89V211H87ZM115 210V211H114ZM134 210V211H133ZM144 210V209H143ZM152 210V211H151ZM167 210H169V211H171V216H169L170 214V212L168 211V214L166 213V211ZM185 210V209H184ZM183 210V211H184ZM232 210V209H231ZM8 211V212H7ZM20 211V212H19ZM22 211V212H21ZM32 211V212H31ZM59 211V212H58ZM76 211V212H75ZM90 211H93V212H91L90 213ZM98 211H100V212H102V213H100V215L102 214V218H101V221H99V223H96V221H97V219L99 220V218L101 217H99V215H98ZM119 211V210H118ZM129 211H131V212H129ZM136 211V212H135ZM161 211V213H164L165 212V214H161V213H159ZM164 211V212H163ZM182 211V212H183ZM195 211H196V209H195ZM195 211H194V213H195ZM201 211V213H203V214H201V215H199L200 217L198 218L197 216H193V217H191L190 216V212L191 211H189L188 213L189 214H187V215H189V216H187V215H185V216H187V217H185V219L182 221L183 222V224H185V223H187L186 224V226L187 225H193V226H196L197 227V225L199 224L198 222H199V220H201V221H203V219L201 218V216H203V218H205V217H207V211L204 209V212H202ZM222 211H224V210H222ZM222 211H219V210H217V211H214L215 213H219V215L220 214H222V215H224V213L222 212ZM5 212H7L6 214L7 215H5L4 216V213ZM23 212H24V214L26 215V217H27V219H28V221H33V223H32V225H33V227H32V225H30L29 223H28V221L27 220H25L26 219V217L24 218L22 215H23ZM58 212V213H57ZM79 212V213H78ZM81 212V213H80ZM82 212H83V214H84V212H85V214H84V217L82 216L83 214H82ZM149 212V213H150ZM187 212V211H186ZM197 212V211H196ZM214 212H213V214H214ZM222 212V213H221ZM15 213V214H14ZM19 213H21V214H19ZM30 213H33V214H30ZM46 213L47 214V216L46 215H44V214ZM88 213H90L89 215H88ZM148 213V212H147ZM159 213V214H158ZM178 213H180V211L178 212ZM184 213H185V211H184ZM184 213H182V215H184ZM193 213V212H192ZM198 214H199V212H197ZM196 213V214H197ZM206 213V214H205ZM212 213V212H211ZM246 213H247V215H246ZM248 213L249 212H246L245 211V213H243L244 215H243V217H249L248 216ZM28 214H30V215H28ZM53 215L54 217V219H50V218H52V217H49V215ZM58 214H60V216L58 215ZM82 214V215H81ZM96 216L97 217V215H98V217L97 218H94L96 221H94L93 220V216ZM133 214V215H132ZM166 214L168 215L167 216V218H166ZM177 214V213H176ZM181 214V213H180ZM216 214V215H217ZM16 217H15V216ZM21 215V216H20ZM34 215V216H33ZM44 215V216H43ZM63 215V216H62ZM80 215V216H79ZM130 215V216H129ZM195 215V214H194ZM210 215V214H209ZM221 215V216H222ZM7 216L8 217H10V218H7ZM29 216H32L31 217V219L29 218ZM64 216V217H65ZM112 216V215H111ZM110 216V217H111ZM132 216H134L133 218H134V220H133V218H132V220H131V217ZM142 216V217H141ZM239 217H241L242 215H238ZM5 217V218H4ZM58 217V218H57ZM79 217V218H78ZM83 217V218H82ZM89 217H91V219H92V221L89 223L88 222V220L86 219V218H89ZM118 217H120V218H118ZM122 217V218H121ZM123 217H125V218H123ZM142 219H141V218ZM145 219H144V218ZM148 217H150V218H148ZM153 217V219H151ZM180 217H181V215H180ZM183 217V216H182ZM189 217H191V218H189ZM209 217H212L211 215L209 216ZM209 217H208V219H209ZM213 217H214V215H213ZM213 217L211 218V219H213ZM243 217H241V218H243ZM6 219V220H4V219ZM58 219V220H56V219ZM59 218H61V220H59ZM81 218V219H80ZM105 218V219H104ZM201 218V219H200ZM214 218H217V217H214ZM218 218H219V216H218ZM240 218V219H241ZM4 221H3V220ZM7 219H9V221L7 222ZM30 219V220H29ZM71 219H74V220H71ZM79 219V222L77 221ZM104 219V220H103ZM131 221H130V220ZM146 219L147 220H149V222L150 221H152L153 222V224H152V222L151 223H148V221H146ZM151 219V220H150ZM172 219V220H173ZM210 219V220H211ZM244 219V218H243ZM10 220H14L13 221V223H12V221H10ZM38 220H40L41 222H43V223H41L40 222V224H42L41 225V227L43 228L44 227V229H45V227L46 228H48L47 229V233L49 232V234H50V232H51V234L49 235L50 237H51V239L50 240H52L51 241V245H53L51 248H53V251H54V253H53V251L51 250V248H50V246L49 245H46V244H48V240H49V236L48 235H45V230L43 231V230H41V227L39 226V221ZM63 220V221H62ZM65 220L67 221V224L69 225H67V224H65L66 222H65ZM76 220V221H75ZM82 220H84L83 221V223L85 222V224H87V225H85L86 227L87 226H89V228L91 227V225H92V223L93 222H95V227L97 228V231L95 230L96 228L95 227H93L92 226V228L91 229H94V230H89L88 229V231H96V233H94V238L93 237H91V234L93 235V233H91L90 234V236L89 235H87V238H88V240L89 241H91L89 238H92V239H96V241L95 240H93V241H95V242H97V239H98V241H99V243H101L102 242V248H101V250L103 249V246L107 249H103L105 252V254L103 253V251H102V253L104 254L103 255V258H102V254L99 256V254H97V250L96 251H94V252H96V254L93 252V250H91L90 248H92L93 246H90V248H89V244L88 243H86L87 245H88V248H87V246H86V244L85 243H83L84 242V239H87V238H85V236L86 235H83V233H86V231H81L82 230V227H83V229H85V227L82 225L83 223H81V221ZM86 220V221H85ZM116 220V221H115ZM139 220L141 221V222H139ZM144 220V222H142ZM163 220V221H162ZM170 220V219H169ZM210 220H207L206 218L204 219V225L206 226L207 225V223L210 221ZM19 221H20V223L21 222H23V223H21V224H23L25 227H27V228H25V227H22V228H24L25 230H23L22 228H20V225H18L17 223H19ZM34 221H36V222H38V223H35ZM57 221H59V223L57 222ZM62 221V222H61ZM73 221H75V224L74 223H72ZM122 223H121V222ZM134 221H136V222H134ZM184 221H185V223H184ZM213 221V220H212ZM10 222V223H9ZM76 222H77V224H76ZM98 222V221H97ZM101 222V223H100ZM131 222H134V223H136L137 225H135L134 223L133 224H131ZM139 222V223H138ZM147 222V223H146ZM177 222V223H176ZM179 222H181L180 220H179ZM188 222H189V224H188ZM192 222V223H191ZM194 222V223H193ZM57 223H58V225H57ZM88 223L90 224V225H88ZM140 223H142V224H140ZM143 223H144V225H143ZM161 223V224H162ZM171 223H173V222H171ZM206 223V224H205ZM212 223V222H211ZM3 224V225H2ZM13 224V225H12ZM35 224V225H34ZM37 224V225H36ZM63 224H64V226H63ZM73 224H74V226L76 225V228H74V229H76L75 231H73L72 229H71V227L73 226ZM103 224V223H102ZM104 224H107L108 225V223H104ZM121 224V225H120ZM129 224H131V226L129 225ZM148 224V225H147ZM149 224H151V225H149ZM180 224V223H179ZM209 224H210V222H209ZM209 224H208V226H209ZM213 224V223H212ZM212 224L210 225V227L212 226ZM4 226V227H2V226ZM18 225V226H17ZM61 227H60V226ZM65 225H67L68 227H70L69 229L67 228V226H65ZM82 225V227H79V226H81ZM101 225V226H100ZM127 225V226H126ZM140 226V227H142V225L143 226H147L148 228H149V226H151L150 228L152 229H149V230H151L152 231V234H156V232H155V230H157L158 229V231H157V237L158 236H160L162 233H164L165 231L167 232V230H168V232L167 233H171L172 232V230L173 229H175V227H179V229L177 230L176 229V234H175V237H178L179 236V238H180V235H182L183 234V237H185L186 236V239H188V241H186V242H188L187 244H188V247H186L187 245H186V243L185 244H183L184 245V247L182 248L183 249V253H180V251H181V249H179L180 248V242H177V240L178 239H176L175 240V237H173V236H171L170 234V236L171 237H173V239L175 240V241H172L171 242V240H173V239H171L170 238V236L168 235V234H166L165 233V235H162V237H164V239H161L160 237V239L159 240H165V242L167 241V243L168 244H170V245H172V246H167V243H165V245L167 246H165V248H167V249H165L164 247L162 248V252H164V253H162L161 251H158L159 250V248L161 249V245H162V243H164V242H162L161 241V243H158V242H160V241H158V240H154V239H150V238H152L153 236L155 237V235H151V234H149V235H151L152 237H149V241H150V244H152V243H154L153 245L155 246V242L154 241H158V242H156V246L158 245V248H157V250H156V248H155V250H156V252L158 251V254L154 251V252H149V251H151V248H153L152 246L149 248V250L148 249H143V247H142V245L141 244H139V246H138V244H137V242H139L140 241V239H143L144 240V236H145V238L147 237V236H149L148 235V231H146L148 228L145 226L144 227V229L145 228H147V229H145V230H143L142 228H141V230H140V228H136L135 226ZM182 225V224H181ZM202 225V224H201ZM13 226L14 227H16V229H18V230H16V232H17V234H18V236L16 235V232H14L15 230L13 229ZM22 226V225H21ZM78 226V227H77ZM124 226H125V228H124ZM163 226V225H162ZM19 227V228H18ZM30 227H32V228H30ZM36 227L38 228V230L36 229ZM54 227V228H53ZM59 228V229H57V228ZM104 227V228H103ZM103 227H101L102 229H106L107 227H106V225H104ZM106 227V228H105ZM118 227V228H117ZM170 227V228H169ZM182 227V226H181ZM190 227H192V226H190ZM190 227H188L189 229H192V228H190ZM196 227H193L194 229H195V232L197 231L198 232V230H196ZM207 227V226H206ZM56 228V229H55ZM77 228H79V229H81V230H77ZM118 230H117V229ZM122 228H124L123 230H125V231H127V235H128V237H127V235L124 233L125 231H123L122 230ZM133 230H132V229ZM157 228V229H156ZM164 228V232H162L163 229ZM187 228V229H188ZM12 229L14 230V231H12ZM20 229H22L21 231H19ZM28 229H33L34 230V232L33 231H31L30 230V232H29V230ZM55 229V230H54ZM63 229V230H62ZM116 229V230H115ZM170 229H172L171 230V232H169V230ZM201 229V228H200ZM27 230V231H26ZM38 232H41V234H42V236H45V238H47V241L45 240V238H43V240H45V241H40L39 243L40 244H38V242L37 241H39L40 239H42L41 238V234L40 233H38ZM63 231V232H61L60 234L61 235H59L58 236V232H60V231ZM70 230H72V232L70 231ZM85 230H87V229H85ZM107 230V229H106ZM120 230H122V231H120ZM131 230V231H130ZM6 231H8L7 233H6ZM19 231V232H18ZM25 231V232H24ZM65 231L66 232H68V233H66V234H64L65 233ZM69 231L72 233V235H70V233H69ZM77 231H81L80 233H79V236H81L80 238H82V240H83V242L80 240V238H77V237H79L77 234H75V237H72L73 239H78L77 241H79V242H82V244H83V250L81 251V252H83V256L85 255L87 258L86 259H82V257L80 256L81 254L80 253H78V252H76V249H74L72 246H69L68 244V242H70L71 240H73L70 236H74V233L76 232L77 233ZM108 231V230H107ZM106 231V232H107ZM140 231H141V233H140ZM145 231H146V234H147V236L145 235V234H143V232L145 233ZM151 231H149L150 233H151ZM194 231V230H193ZM201 231H204L203 229L201 230ZM13 232V234H11ZM44 232V233H43ZM110 232V233H111ZM117 232V233H116ZM128 232H130V233H128ZM194 232V233H195ZM14 233H15V235H14ZM31 233V234H30ZM46 233V234H47ZM103 233V234H102ZM121 233H122V236H121ZM135 235V233L137 234V235H133V234ZM138 233H139V235H142V237L141 238H138L137 239V236L139 237V235H138ZM201 233V232H200ZM203 233V232H202ZM201 233V234H202ZM40 234V235H39ZM68 234H69V237H68ZM95 234H96V236L98 237V238H95ZM117 234V235H116ZM129 234H131L132 236L129 238ZM159 234V235H158ZM173 234V235H174ZM184 234H185V236H184ZM196 234H199V233H196ZM3 235H5V237L6 236H8V237H11V239L13 240V237H14V240L16 241V242H11L10 241V238H6V239H9L8 240V242H9V244L7 243V241H6V239H5V237L3 236ZM21 235V236H20ZM35 235H36V237H35ZM107 235V236H106ZM114 235V234H113ZM191 235H192V232H191ZM203 235H204V233H203ZM202 235V236H203ZM16 236L17 237H23V238H21L20 239V242H19V239L18 238H16ZM38 236H40V238L38 237ZM47 236V237H46ZM62 236V237H61ZM67 236V237H66ZM89 236V237H88ZM111 236H112V234H111ZM110 236V237H111ZM119 237V239H117V237ZM124 236H125V238H124ZM116 237V238H115ZM136 237V238H135ZM156 237V238H157ZM39 238V239H38ZM63 238V239H62ZM65 238H67L68 239V241H67V239H65ZM69 238H70V240H69ZM127 238V239H126ZM129 238V239H128ZM135 238V239H134ZM104 239V240H105ZM123 239H126L127 240V243L126 242H124L125 240H123ZM133 239V240H132ZM136 239H137V241H136ZM167 239V240H166ZM171 239V240H170ZM186 239H184V240H186ZM13 240V241H14ZM50 240H49V243H50ZM64 240H66V241H64ZM75 240H73V241H75ZM87 240V241H88ZM103 240V241H104ZM131 240V245L132 246H134V244H137L136 245V247L134 246V248L136 249V248H138V249H136V252L139 250H141V251H145L146 253H147V255H146V253H145V255L143 254L144 252H142V254H140V253H137V254H140V257L139 256H136L137 254H136V252L134 253L133 252V250H134V248H133V250L132 249H130L129 247H131L130 246V242H129V244H128V241H130ZM142 240V241H143ZM153 242H152V241ZM184 240L182 239L181 240V243H182V241H183V243H184ZM190 240V241H189ZM194 240V241H193ZM73 241H71L72 242V244L74 243V245L76 246L77 244V246H76V248L80 245H82V244H79V242H77V244H75L76 243V241L75 242H73ZM88 241V242H89ZM92 241V244L94 245V243L95 242H93ZM134 243H133V242ZM142 241H140V243H142ZM148 241V242H149ZM178 241H180V239L178 240ZM35 242H37V246L39 245V247L41 246V249H39V248H36L37 246H36V244H35ZM47 242V243H46ZM71 242H70V245H71ZM111 242H109V243H111ZM143 242H145L144 244L146 245V248H147V243H146V240L145 241H143ZM152 242V243H151ZM177 242V243H176ZM34 243V244H33ZM41 243H44V244H41ZM90 243V245H91V242H89ZM158 243V244H157ZM173 243H174V245H176V247L173 245ZM190 243V244H189ZM191 243H193L192 245H194V249H191L192 248V245H191ZM206 243V242H205ZM205 243L203 244V247H204V245H205ZM14 244V245H13ZM96 244V243H95ZM129 246H128V245ZM143 244V243H142ZM144 244H143V246H144ZM159 244H161L160 245V247H159ZM197 244V245H196ZM201 244V245H200ZM7 245V246H6ZM8 245H10L9 247H8ZM33 245V246H32ZM84 245L86 246L85 248H84ZM107 245V246H108ZM124 245H126V246H124ZM149 245V244H148ZM200 247H199V246ZM96 246V245H95ZM141 246V247H140ZM150 246V245H149ZM148 246V247H149ZM164 246V245H163ZM182 246V245H181ZM46 247V248H45ZM116 247L114 248V249H116ZM126 247H128V248H126ZM145 247V246H144ZM197 247H199V248H197ZM79 248V247H78ZM77 248V249H78ZM87 248V249H86ZM123 248V249H122ZM142 248V249H141ZM176 248V249H175ZM186 248V249H185ZM39 249V250H38ZM45 249V250H44ZM51 250V255L48 253V251H50ZM59 251H58V250ZM80 249L81 248H79V250L78 251H80ZM86 249V250H85ZM92 251V254L91 253H89V252H91L90 250ZM93 249V248H92ZM96 248H94V250H95ZM169 249H172V250H170V254H172L173 255V253H177V258H175V255H174V260H175V263L174 262H172L171 261V259H173V256H168L167 254H169L168 252H167V254L165 253V251L166 250H168L169 251ZM185 249V250H184ZM197 249V250H196ZM206 249V248H205ZM42 250V251H41ZM129 250H132V252L131 251H129ZM146 250H148V252L149 253H151V255L150 254H148V252L146 251ZM154 250V249H153ZM165 250V251H164ZM173 250H175V252L173 251ZM89 251V252H88ZM128 252V253H134L135 255H132V254H129L131 257H132V262H130L131 260V257L130 256H128L127 254H126V256H125V253H124V255H123V252ZM135 251V250H134ZM194 251V252H193ZM195 251H197L196 253H195ZM46 252V254H44ZM110 252H112L111 254H113L114 255V251H110ZM173 252V253H172ZM202 253V255L205 257H203L202 255H201V253ZM58 253V254H59ZM63 254V257L61 256L62 254ZM69 253H70V255H69ZM93 253L95 254V255H93ZM155 254V256H157V257H155L154 256V254ZM159 253H162V254H164V255H167L168 257H172L171 259H170V261L167 263L166 262V260L164 259L165 257H164V255H163V257L161 256V254H159ZM47 254H49L48 256L49 257H47ZM181 254V255H180ZM197 255V257H196V255ZM43 255L45 256L44 258H43ZM97 255V256H96ZM73 256H75L76 258V260H75V262L76 261H78L79 260V262H73L72 260H68L67 261V259L69 258H73ZM95 257V260H94V258L93 257ZM107 258H105V257ZM112 256V255H111ZM110 256V257H111ZM117 256V255H116ZM147 256H149V257H147ZM160 256H161V258H162V260L160 259ZM167 256H166V258H167ZM201 256H202V259H201ZM37 257V258H36ZM41 257V259H39ZM47 257V258H46ZM60 257H62V258H60ZM110 257H109V259H110ZM114 257V256H113ZM136 257H138V258H140V259H138V258H136ZM141 257H143V261H141ZM145 257H147L146 258V260H144L145 259ZM43 258V259H42ZM79 258V259H78ZM80 258H81V260H83V261H81V263H80ZM84 258V257H83ZM112 258V257H111ZM118 258V257H117ZM117 258H114V262H112L113 261V258H112V261H110L109 260V262H111V263H114L115 264V261H116V259ZM119 258L117 259V261L119 260ZM133 258H134V260H133ZM158 258V259H157ZM195 258V259H194ZM45 259H47V261L45 260ZM74 259V258H73ZM106 259V260H105ZM160 259V260H159ZM177 259V260H178ZM197 259V262L195 261ZM209 259V258H208ZM11 260V261H10ZM36 260H38L37 262H34V261H36ZM91 260H93V261H95V262H92ZM124 260V261H123ZM128 260H130V261H128ZM169 260V259H168ZM173 260V261H174ZM185 260V259H184ZM7 261V262H6ZM33 261V262H32ZM50 261V262H49ZM55 261V262H54ZM71 261V262H70ZM85 261V262H84ZM107 261V262H106ZM141 261V262H140ZM180 261L178 262L179 264H185L184 262L183 263H180ZM130 262V263H129ZM192 262H190L189 264H191ZM210 262V261H209ZM0 263H1V261H0ZM38 263H40V264H42L41 263V261L40 262H38ZM137 263V262H136ZM136 263H134V264H136ZM145 263V264H146ZM149 263V264H150ZM192 263V264H193ZM197 263V264H198ZM211 263V262H210ZM214 263L215 264H220L219 262H217V260H215L214 261ZM109 264V263H108ZM138 264V263H137ZM144 264V263H143ZM148 264V263H147ZM159 264V263H158ZM212 264H213V262H212Z\"/></svg>",
	"mask_w": 264,
	"mask_h": 264
}]
</instances>
